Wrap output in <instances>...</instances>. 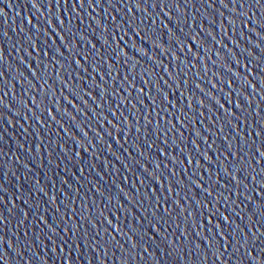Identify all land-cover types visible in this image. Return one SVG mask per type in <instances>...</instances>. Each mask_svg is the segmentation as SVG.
Masks as SVG:
<instances>
[{"label":"water","instance_id":"obj_1","mask_svg":"<svg viewBox=\"0 0 264 264\" xmlns=\"http://www.w3.org/2000/svg\"><path fill=\"white\" fill-rule=\"evenodd\" d=\"M0 264H264V0H0Z\"/></svg>","mask_w":264,"mask_h":264},{"label":"snow or ice","instance_id":"obj_2","mask_svg":"<svg viewBox=\"0 0 264 264\" xmlns=\"http://www.w3.org/2000/svg\"><path fill=\"white\" fill-rule=\"evenodd\" d=\"M193 39H195V37H193Z\"/></svg>","mask_w":264,"mask_h":264}]
</instances>
